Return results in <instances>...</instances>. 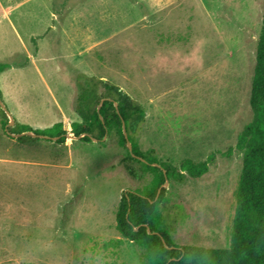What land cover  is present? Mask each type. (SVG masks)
I'll return each mask as SVG.
<instances>
[{
  "label": "rangeland",
  "instance_id": "1",
  "mask_svg": "<svg viewBox=\"0 0 264 264\" xmlns=\"http://www.w3.org/2000/svg\"><path fill=\"white\" fill-rule=\"evenodd\" d=\"M1 5L9 7L7 17ZM264 0H0L1 99L15 122H62L68 140L16 139L0 115V264H142L121 237L122 193L151 174L113 133L75 139L77 74L117 85L145 110L130 136L176 168L209 169L169 180L162 227L179 245L229 246ZM9 119V118H8ZM18 131L17 127H13Z\"/></svg>",
  "mask_w": 264,
  "mask_h": 264
},
{
  "label": "trees",
  "instance_id": "2",
  "mask_svg": "<svg viewBox=\"0 0 264 264\" xmlns=\"http://www.w3.org/2000/svg\"><path fill=\"white\" fill-rule=\"evenodd\" d=\"M7 67V64H0V72ZM76 78L79 93L75 109L82 121L72 123L70 133L76 137L84 135L80 139L86 142L93 139L100 142L115 133L119 144L127 150L121 163L128 174L136 176L130 164L134 161L140 165L142 175L152 176L141 190L123 192L116 211V229L121 237L142 248V264H264V11L249 97L253 116L238 135L236 145L243 152L242 169L230 242L226 248L177 245L170 232L162 227L159 212V205L167 193L163 187L165 181L184 183L188 176L202 177L209 169L211 156L203 161L185 159L176 168L159 162L153 152L143 153L130 136V130L137 131L145 119L142 105L110 81L85 73H78ZM0 115L2 128L8 133L30 131L58 137L57 143L68 140L69 131L64 129L62 122L45 129H34L19 122L7 127L9 119L1 107ZM123 124L132 143V152L127 148ZM25 137L39 138L25 134L16 139Z\"/></svg>",
  "mask_w": 264,
  "mask_h": 264
},
{
  "label": "water",
  "instance_id": "3",
  "mask_svg": "<svg viewBox=\"0 0 264 264\" xmlns=\"http://www.w3.org/2000/svg\"><path fill=\"white\" fill-rule=\"evenodd\" d=\"M101 104H102V101H101V103L99 104V106H98V111H99V109H100V107H101ZM0 107L5 111V113L7 114V116H8V118H9V122H8V125H7V127H11V126H13L14 125V123H15V120H14V118H13V116L11 115V113H10V111H9V109L7 108V106H6V104L3 102V100L0 98ZM102 119V118H101ZM123 133H124V136H125V139H126V144H127V148H128V150L130 151V152H132V149H133V147H132V143L129 141V139H128V135H127V132H126V130H125V126H124V124H123ZM25 134H28V135H30V136H33V137H39V138H44V139H52V140H54V141H57V139H58V137H49V136H46V135H36L35 133H33V132H24V133H19V134H11L13 137H15V138H18V137H20V136H22V135H25ZM82 136H84V135H81V136H79V137H76V136H74V138L75 139H80ZM68 137H71L69 134H68ZM104 138H106V136L104 137ZM94 141H97L96 139H93ZM141 160H143L142 158H140ZM169 184V181L168 180H166L165 181V183L163 184V187H165L166 188V186ZM148 229V232L150 233V229L149 228H147Z\"/></svg>",
  "mask_w": 264,
  "mask_h": 264
},
{
  "label": "crops",
  "instance_id": "4",
  "mask_svg": "<svg viewBox=\"0 0 264 264\" xmlns=\"http://www.w3.org/2000/svg\"><path fill=\"white\" fill-rule=\"evenodd\" d=\"M1 8H2V11H1V14H3V16H5V17H7L8 16V14H9V7H5V6H3V5H1ZM1 73V72H0ZM26 125H28V124H26Z\"/></svg>",
  "mask_w": 264,
  "mask_h": 264
}]
</instances>
